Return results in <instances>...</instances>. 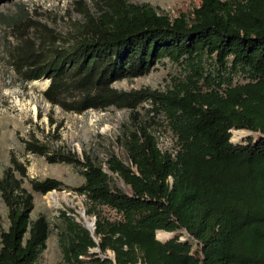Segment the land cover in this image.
I'll return each mask as SVG.
<instances>
[{"label": "trees", "instance_id": "trees-1", "mask_svg": "<svg viewBox=\"0 0 264 264\" xmlns=\"http://www.w3.org/2000/svg\"><path fill=\"white\" fill-rule=\"evenodd\" d=\"M71 1L79 17L68 37L20 9L3 20L13 39L2 43L5 68L23 79L46 73L50 106L127 109L114 138L123 159L109 149L102 159L79 156L32 132L20 138L24 151L75 167L82 180L70 188L94 217L89 234L72 208L57 210L56 264H264V0H199L173 16L147 1ZM162 58L184 70L163 89L111 85ZM141 102L145 116L135 111ZM156 115L173 136L170 149L157 144ZM232 128L257 134L232 143ZM25 177L10 153L0 171V264H34L49 232L43 213L29 217ZM27 182L40 193L62 187L53 176ZM175 229L197 246L176 233L154 236ZM105 249L113 260L98 254Z\"/></svg>", "mask_w": 264, "mask_h": 264}, {"label": "rangeland", "instance_id": "rangeland-1", "mask_svg": "<svg viewBox=\"0 0 264 264\" xmlns=\"http://www.w3.org/2000/svg\"><path fill=\"white\" fill-rule=\"evenodd\" d=\"M89 2V0H83ZM147 1L152 5H157L170 16L178 12L189 14V10L197 5L199 0H132ZM23 10L24 19H34L43 22L54 28L61 36L68 37L71 33V25L77 22L78 13L72 6L71 0H0V171L7 163L8 155L13 154L18 160L25 164L26 177L22 184L32 194V208L29 217L41 212L47 219L49 232L45 238V245L37 254L34 264H56L59 259V250L56 243L55 229L53 222L58 209L72 208V212L66 211L77 219L81 225L83 221L79 219V209L83 208L82 195L70 188L82 180L81 175L70 163L63 161H47L41 154L24 151L20 138L26 137L32 132L35 137L45 140L53 147L61 146V149L70 148L76 155L87 151L94 158L102 159L106 149H109L117 157L123 159L120 146L114 141L119 128L127 123V109L108 106L103 109L87 108L80 112L63 110L58 105H49L42 93L33 96L28 91L23 79L18 78L10 68H5L2 43L4 38L11 42L12 36L7 33L9 27L5 24L4 16H12L17 10ZM184 70L181 65L166 60L165 58L155 61L150 69L143 74L131 78L115 79L111 85L116 88H131L138 86H149L163 89L173 78L181 76ZM29 94V97H28ZM17 101L22 104L16 105ZM34 105V106H33ZM32 106L34 109H31ZM146 102H141L136 106L135 111L140 116H145ZM33 111V112H30ZM49 114L54 122H47ZM156 123L151 127L156 136L157 144L160 148L170 149L173 143V136L164 126L161 115L153 116ZM232 131H240L243 135L236 141L232 139ZM57 133L55 139L50 136ZM245 132V133H243ZM256 131L246 128H232L229 131V141L236 143L247 137H255ZM53 176L62 182L59 189L51 188L43 193L30 189L27 178ZM116 183L123 189L127 186L116 178ZM48 193L56 194L57 203L52 205L46 201ZM58 204V205H57ZM88 218L91 215L83 213ZM6 226L5 207L0 199V227ZM157 230V229H156ZM155 230V231H156ZM162 230V229H160ZM167 234L163 237L156 236L158 240L178 234V239H186L191 243V247H196L192 239L184 229L163 230ZM169 232V233H168ZM162 238V239H161ZM93 250V248H90ZM101 255H110V250L105 249Z\"/></svg>", "mask_w": 264, "mask_h": 264}, {"label": "bare ground", "instance_id": "bare-ground-1", "mask_svg": "<svg viewBox=\"0 0 264 264\" xmlns=\"http://www.w3.org/2000/svg\"><path fill=\"white\" fill-rule=\"evenodd\" d=\"M44 84H45V79H44V77H40V78H38V79H30L29 81H28V83H27V88H28V91H29V93L31 94V96H33V91H32V88H33V86L34 87H36L37 89H41L43 86H44ZM18 99H16L15 101H16V105L17 104H19L20 106H22V104L21 103H23V102H21V103H19L20 101H17ZM24 104V103H23ZM34 106V105H33ZM32 106V108L31 109H34V107ZM33 112V111H32ZM243 133H245V132H243ZM243 134L240 132V131H232V139L233 140H237L238 138H240L241 136H242ZM56 194H54V193H48L46 196H45V198H46V201L48 202V203H50V204H52V205H55L56 203H57V199H56ZM58 205V204H57ZM82 219V221H83V224L84 225H86L88 228H90L91 227V222H90V219L87 217V216H85L83 213H81L80 211H79V219ZM169 233V232H168ZM167 234V232H165V231H157L156 232V236H157V238L158 237H163V236H165ZM162 239V238H161Z\"/></svg>", "mask_w": 264, "mask_h": 264}, {"label": "water", "instance_id": "water-1", "mask_svg": "<svg viewBox=\"0 0 264 264\" xmlns=\"http://www.w3.org/2000/svg\"><path fill=\"white\" fill-rule=\"evenodd\" d=\"M40 77H46L47 78V82H48V80H49V78L46 76V73H44V74H42ZM171 179L169 178V181H170ZM80 210V212L81 213H84L83 212V208H80L79 209ZM71 216H72V213L70 214ZM75 221H77V219H75V218H73ZM89 219H90V222H91V227L90 228H88L86 225H84L83 224V226L88 230V232H89V234H91L92 233V230H93V227H94V217L91 215L90 217H89ZM93 237V239L96 241V236H92ZM94 250H96V248L94 247L93 248ZM101 257H109V258H111L112 260H113V253L110 251V255L109 256H106V255H101Z\"/></svg>", "mask_w": 264, "mask_h": 264}, {"label": "built area", "instance_id": "built-area-1", "mask_svg": "<svg viewBox=\"0 0 264 264\" xmlns=\"http://www.w3.org/2000/svg\"><path fill=\"white\" fill-rule=\"evenodd\" d=\"M38 78H39V77H38ZM21 79H23V78H21ZM30 79H33V78H30ZM30 79H23L24 83H26V86H27V83H28V81H29ZM34 79H35V78H34ZM44 79H45V84H44V86H43L41 89H37L36 87L33 86L32 91H35L36 93H42V90L44 89V87H45L46 84H47V78L44 77ZM33 93H34V92H33ZM28 97H29V94H28ZM33 111H34V110H33ZM30 112H32V111L30 110Z\"/></svg>", "mask_w": 264, "mask_h": 264}]
</instances>
